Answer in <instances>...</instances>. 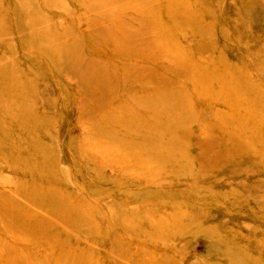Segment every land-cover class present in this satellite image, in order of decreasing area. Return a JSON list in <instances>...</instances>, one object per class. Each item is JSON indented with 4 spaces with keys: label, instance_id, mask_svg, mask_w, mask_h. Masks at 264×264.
Returning <instances> with one entry per match:
<instances>
[{
    "label": "rangeland",
    "instance_id": "rangeland-1",
    "mask_svg": "<svg viewBox=\"0 0 264 264\" xmlns=\"http://www.w3.org/2000/svg\"><path fill=\"white\" fill-rule=\"evenodd\" d=\"M0 264H264V0H0Z\"/></svg>",
    "mask_w": 264,
    "mask_h": 264
},
{
    "label": "bare ground",
    "instance_id": "bare-ground-1",
    "mask_svg": "<svg viewBox=\"0 0 264 264\" xmlns=\"http://www.w3.org/2000/svg\"><path fill=\"white\" fill-rule=\"evenodd\" d=\"M78 74H79V73H78ZM84 74H85V73H84ZM84 74H83V75H84ZM83 75H82V76H83ZM85 77H86V76H85ZM82 78H83V77H82Z\"/></svg>",
    "mask_w": 264,
    "mask_h": 264
}]
</instances>
